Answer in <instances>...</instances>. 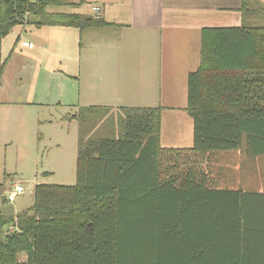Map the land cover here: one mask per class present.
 <instances>
[{
    "label": "trees",
    "instance_id": "16d2710c",
    "mask_svg": "<svg viewBox=\"0 0 264 264\" xmlns=\"http://www.w3.org/2000/svg\"><path fill=\"white\" fill-rule=\"evenodd\" d=\"M251 1L243 0L245 11ZM56 3L0 0V46L30 15L38 25L83 29L80 15L46 12ZM99 110L114 109L82 108L79 126L97 119L86 111ZM118 110L125 116L117 136L84 138L80 127L76 185H37L31 208L0 215V264L264 257V27L203 29L201 64L188 78L191 149L162 146V107Z\"/></svg>",
    "mask_w": 264,
    "mask_h": 264
},
{
    "label": "crops",
    "instance_id": "0c3cea01",
    "mask_svg": "<svg viewBox=\"0 0 264 264\" xmlns=\"http://www.w3.org/2000/svg\"><path fill=\"white\" fill-rule=\"evenodd\" d=\"M55 2L58 3L49 6L47 13L80 15L86 21L83 29L38 25V19L30 15L2 40L0 156L5 147L14 144L11 129L25 127L29 110L33 109L42 114L34 121L42 123L40 117L44 115L48 123V106L68 107L64 115L75 123L82 108H155L159 95L164 103L167 97L173 102L179 92L187 95V105L181 106L187 112L188 78L201 64L203 29L264 27V0H252L250 11L244 10L243 0ZM25 42L34 47L24 46ZM149 79L152 85L145 82ZM69 81L72 85H68ZM157 87L159 94L158 89L153 90ZM53 99L56 102L48 104ZM62 103L70 104L62 107ZM160 107L164 110L168 106ZM162 134L163 111L162 146L191 149L194 145V129L193 139L179 131L177 142L167 138L164 141ZM165 143L180 147H165ZM2 186L0 180V190ZM0 215L16 217L18 213L5 215L0 201ZM13 228L9 225L6 231ZM256 260L255 264H264V257Z\"/></svg>",
    "mask_w": 264,
    "mask_h": 264
},
{
    "label": "rangeland",
    "instance_id": "374dc122",
    "mask_svg": "<svg viewBox=\"0 0 264 264\" xmlns=\"http://www.w3.org/2000/svg\"><path fill=\"white\" fill-rule=\"evenodd\" d=\"M264 26V25H262ZM151 79L146 80L147 84L152 85ZM157 84L160 82L157 78ZM72 85L71 81L67 82ZM149 87L152 89L153 87ZM149 89L147 91H149ZM159 87L154 88V92ZM179 90V87H178ZM49 98H55L49 96ZM157 107L166 104L163 110V138L178 141V132H185V136L193 139L194 120L181 106L187 105V95L175 94L172 101H162L161 95L158 96ZM51 100V99H48ZM57 99L48 101L53 104ZM63 106L70 103H62ZM177 109H173L172 107ZM56 107V106H55ZM156 107V106H155ZM68 108V107H66ZM66 108H50L48 106V123L45 116L40 117L42 123L34 121L40 113L38 110H29V123L25 127L11 128V140L13 145L5 147L0 156V180L3 184L0 190L1 206H4L5 215L20 213L34 205L35 187L40 184H51L61 186H74L77 183V157L79 148L80 127L84 138H101L104 136H117L121 132L119 125L120 119L125 116L121 110H99L86 111L84 114L90 119L97 116L92 121L72 122L64 115L68 112ZM34 111V114L31 112ZM96 112V113H95ZM70 117V116H69ZM72 122V123H71ZM184 139H180L183 141ZM166 145L165 147H180L177 144ZM1 154V153H0ZM257 169L258 164L254 165ZM21 185L24 193L17 196L14 201L9 200V194L16 186ZM12 230V229H10ZM21 260H26L22 258Z\"/></svg>",
    "mask_w": 264,
    "mask_h": 264
},
{
    "label": "built area",
    "instance_id": "2783aa9c",
    "mask_svg": "<svg viewBox=\"0 0 264 264\" xmlns=\"http://www.w3.org/2000/svg\"><path fill=\"white\" fill-rule=\"evenodd\" d=\"M96 10H99V8H96ZM24 46L29 47V48H33L34 44L30 43V42H25L23 43ZM24 188L21 185L16 186V188L10 192L9 194V200L12 202L16 199L17 196L21 195L24 193ZM15 230V228L12 229V231Z\"/></svg>",
    "mask_w": 264,
    "mask_h": 264
}]
</instances>
